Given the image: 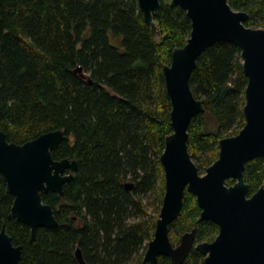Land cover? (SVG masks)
Segmentation results:
<instances>
[{"label": "trees", "instance_id": "1", "mask_svg": "<svg viewBox=\"0 0 264 264\" xmlns=\"http://www.w3.org/2000/svg\"><path fill=\"white\" fill-rule=\"evenodd\" d=\"M160 2L155 20L161 37L155 40L137 0H0V130L20 144L60 129L64 136L53 158L78 162L61 195L42 194L57 225L38 227L34 237L10 216L13 196L0 174V225L21 245L20 264H81L77 248L84 264L142 261L164 194L160 155L172 132L163 66L191 30L183 9ZM230 5L248 13L246 26L264 28V0ZM189 83L205 106L187 138L200 172L218 157V139L245 122L240 48L227 41L209 46ZM263 177L261 158L246 162L248 195ZM200 211L186 191L180 215L169 224L173 243L193 227L195 243L216 237L218 225L199 220ZM203 257L192 247L182 264H204ZM155 264L172 263L160 256Z\"/></svg>", "mask_w": 264, "mask_h": 264}, {"label": "water", "instance_id": "2", "mask_svg": "<svg viewBox=\"0 0 264 264\" xmlns=\"http://www.w3.org/2000/svg\"><path fill=\"white\" fill-rule=\"evenodd\" d=\"M137 2L152 36L159 40L161 31L155 18L160 0ZM169 5L186 12L191 30L184 45L174 47L170 62L163 66L172 132L165 136L160 155L164 194L159 216L140 264H155L160 256L182 264L192 247L204 256V264H264V177L250 195L244 178L247 161L259 157L264 164V28L246 26L248 13L232 8L230 0H169ZM218 41L231 42L241 50L247 78L242 108L245 122L236 134L218 139V157L200 173L187 138L192 118L203 113L205 106L194 95L189 79L198 56ZM63 136L62 130L55 129L19 144L0 130V174L13 196L10 216L26 223L31 237L38 227L57 225L42 194L57 191L61 195L78 168L75 159H54L51 154ZM227 179L232 183L227 184ZM132 186L130 181L124 184L126 189ZM186 191L196 198L199 220L218 225L213 240L195 243V227L184 232L177 244L170 239L169 224L180 215ZM21 250L2 223L0 264H20ZM75 255L84 264L79 248Z\"/></svg>", "mask_w": 264, "mask_h": 264}, {"label": "rangeland", "instance_id": "3", "mask_svg": "<svg viewBox=\"0 0 264 264\" xmlns=\"http://www.w3.org/2000/svg\"><path fill=\"white\" fill-rule=\"evenodd\" d=\"M204 171H205V170H202V171H200V172H201V173H204ZM152 200H153V197L151 198V201H152ZM155 204H156L155 202L149 204V206H148V210L151 211V212H153V210H154L153 207L155 206ZM159 210H160V208H159ZM174 244H175V243H174ZM176 244H177V243H176Z\"/></svg>", "mask_w": 264, "mask_h": 264}]
</instances>
